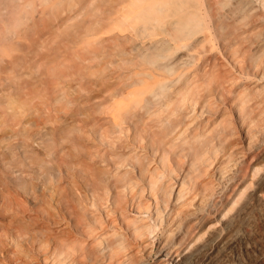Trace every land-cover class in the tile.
I'll return each instance as SVG.
<instances>
[{
    "label": "bare ground",
    "instance_id": "obj_1",
    "mask_svg": "<svg viewBox=\"0 0 264 264\" xmlns=\"http://www.w3.org/2000/svg\"><path fill=\"white\" fill-rule=\"evenodd\" d=\"M52 1L0 0V264H264V17Z\"/></svg>",
    "mask_w": 264,
    "mask_h": 264
},
{
    "label": "rangeland",
    "instance_id": "obj_2",
    "mask_svg": "<svg viewBox=\"0 0 264 264\" xmlns=\"http://www.w3.org/2000/svg\"><path fill=\"white\" fill-rule=\"evenodd\" d=\"M63 1V0H62ZM92 1V0H91ZM91 1H89V0H72V1H70V0H64L61 4H60V2L59 3H56V2H54V1H52L51 2V4L49 5V7H50V10H51V14L50 15H52V11L54 10V13L56 14L55 16H51V20H49V19H47L48 18V16H47V18L46 17H44L43 19L44 20H48V22L50 23L49 24V26H50V28L49 29H51V28H53L54 29V31L53 32H51L50 30H46V31H43V32H41V33H35V37L34 36H32L31 35V37H33V40H35L37 43H40V42H42V41H44L43 39H45L43 36H51V39L50 40H54V38L56 39V41L57 42H59V40L60 39H62L63 38V40H66V37L64 36H62V33L61 32H59V29H61V25L63 26V24L65 23V20H66V22L68 23V20L66 19V18H69V14L70 15H72V18L74 17V18H80V17H76V16H81V14H83L82 13V9L84 8L83 6H82V8H81V6L80 5H85V8L87 9V7H88V9H87V11H86V9H83V10H85L86 12H84V13H87V15H85V17H83V16H81L82 18H86V17H88L89 15H91L92 17H100L99 16V14L97 15V13L96 12H98V13H100L101 11V9L100 10H98L99 8H101L102 7V9L103 8H106V6L109 4V2H108V0H95L94 2H91ZM118 1V0H117ZM238 1L240 2V1H242V3L247 7L246 9H248V8H250L251 10H250V13H251V15L253 16V15H255V14H259V16L261 17H264V9H263V7H264V0L262 1V2H259L260 0H258V2H257V0H120V3L118 4V5H120V9H121V12H122V14H121V16H124V17H147V15H146V13L143 15V14H141V15H139V16H134V14H136L137 12H139L143 7H145V6H149V5H154V6H156V7H158V5L159 6H162V4L165 6L164 8H165V10H164V13H160V14H157V16L156 17H183V16H181V14H184L185 15V13H187V12H189V11H195V12H197V13H199V15L201 16V17H226V16H231V17H242L238 12H233V14H235V16H232V13L230 14V7L232 8L233 7V5L235 4V5H237V3H238ZM85 3V4H83V3ZM89 4V2H90V4L89 5H87V3ZM116 2V1H115ZM227 4H226V3ZM229 2V3H228ZM245 2V3H244ZM250 2V3H249ZM54 3H55V5H54ZM80 3V5H78V8H77V4H79ZM82 3V4H81ZM94 3V4H93ZM153 3V4H152ZM247 3V4H246ZM262 3V4H261ZM37 4V5H36ZM60 6H59V5ZM63 4V5H62ZM92 4V5H91ZM254 6H253V5ZM75 5H76V7H75ZM91 5V6H90ZM101 5H103V6H101ZM250 5V6H249ZM7 6V5H6ZM36 6L38 7V6H40V8H42V6L41 5H38V2L36 1L35 3H34V10H38V9H40L39 7H38V9L36 8ZM105 6V7H104ZM55 7V8H54ZM62 7H63V9L65 10L64 12H63V14L65 15V18H63V16L64 15H62ZM69 7L72 9L73 7V12L72 11H70L69 10ZM163 7V6H162ZM235 7V6H234ZM10 8H11V6L9 5V6H7V9H9L10 10ZM31 8V7H30ZM30 8H27V9H30ZM60 8V9H59ZM77 8V9H76ZM89 8H91L90 10H89ZM93 8V9H92ZM95 8H97V9H95ZM7 9H6V11H7ZM123 9V10H122ZM258 10V12H257V10ZM8 10V11H9ZM78 10V11H77ZM81 10V12H79ZM92 10H93V13H92ZM95 10V11H94ZM5 11V12H6ZM68 11H70L69 12V14L67 13ZM127 11H128V13H130L131 11V15H129L128 13H127ZM253 11V12H252ZM57 12V13H56ZM163 12V11H162ZM7 13V12H6ZM79 13H80V15H79ZM226 13H227V15H226ZM253 13V14H252ZM59 14H61V15H59ZM230 14V15H229ZM242 14V13H241ZM6 15V14H5ZM50 15H49V17H50ZM68 17H67V16ZM251 15L249 16V17H251ZM57 16H58V18H57ZM117 15L116 14H106V15H104L103 17H116ZM256 16V15H255ZM255 16H253V17H255ZM258 16V15H257ZM256 16V17H257ZM258 16V17H259ZM5 17V16H4ZM6 17H7V15H6ZM27 17H30V16H27ZM52 17H53V19H52ZM60 17H62L64 20L62 21L63 22V24H58V25H60V27H58L57 26V20H59L60 19ZM71 17V16H70ZM90 17V16H89ZM56 18V19H55ZM74 20H76V19H74ZM29 20H27V23H29L28 22ZM53 21H55L54 22V24L52 23ZM71 21H73V20H70L69 19V23L72 25L73 23H77L78 22V19H77V21H74V22H71ZM61 22V23H62ZM53 25H52V24ZM60 23V22H59ZM67 23H65V25L67 24ZM56 25V26H55ZM64 25V26H65ZM67 25H69V24H67ZM66 25V26H67ZM68 26V27H72V26ZM63 26V27H64ZM55 27H57V29H55ZM68 27H65V28H67L68 29ZM59 28V29H58ZM65 28L63 29V30H65ZM16 28L12 25L11 27H9V30L10 31H6L7 33H5L6 35H10L11 34V30H15ZM61 29V30H62ZM66 29V30H67ZM62 30V31H63ZM69 30H70V28H69ZM45 32H47V33H49V34H45L44 35V33ZM10 33V34H9ZM54 34H55V37H54ZM61 35V36H60ZM54 38H53V37ZM47 37H46V40L45 41H48L49 39H47ZM61 37V38H60ZM38 38V39H37ZM43 38V39H42ZM60 38V39H59ZM37 40H41V41H37ZM52 41H50V42H52ZM214 42V44H213V46H215L214 47V49H215V51L217 52V51H219L220 49H219V46H220V48L222 47L220 44H218L219 42H217L216 40H214L213 41ZM212 42V43H213ZM218 44V45H217ZM76 50H78L77 48H76ZM70 56H71V54H69ZM68 55V56H69ZM74 56H76V55H73V57ZM222 58L224 57V56H222V55H220ZM73 57H71V59L72 60H75V58L76 59H78L77 57H75V58H73ZM70 58V57H69ZM225 58V57H224ZM223 58V60L225 61V59ZM79 60V59H78ZM77 60V62H79ZM69 61H70V59H69ZM74 62H76V60L74 61ZM225 68V67H224ZM263 170V169H262ZM261 170V172H259L258 174H255L254 175V177H253V179H252V181H254V180H256L258 177H259V175L263 172ZM252 184V186H251V188L253 187V183H251ZM248 190H250V189H248ZM247 190V191H248ZM13 192V191H12ZM223 216V215H222ZM222 216H220V221H218L217 223H215V225L213 224L212 226L213 227H215V228H217V227H220L221 226V221H222V219H225V217H222ZM212 226H211V228H212ZM157 247H159V244H158V242H156V244H155V246H154V251H156L155 253H154V251H153V253H152V256L149 258V263L150 264H156V262L159 260L160 262H163V263H168V261L166 260V258L168 259V257H167V255L165 254V253H157ZM155 254V255H154ZM158 254V255H157ZM161 254V255H160ZM166 255V256H165ZM162 259V260H161ZM165 259V260H164ZM158 261V262H159ZM165 261V262H164Z\"/></svg>",
    "mask_w": 264,
    "mask_h": 264
}]
</instances>
